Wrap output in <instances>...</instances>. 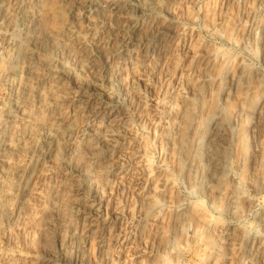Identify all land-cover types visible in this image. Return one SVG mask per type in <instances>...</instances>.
<instances>
[{"label":"rangeland","instance_id":"rangeland-1","mask_svg":"<svg viewBox=\"0 0 264 264\" xmlns=\"http://www.w3.org/2000/svg\"><path fill=\"white\" fill-rule=\"evenodd\" d=\"M63 3L69 4L65 0ZM262 3L264 0H248V5L237 0H168L165 10L168 21L150 23L145 29L146 34L150 30L157 34L154 59L149 58L146 71L145 67L127 64L124 89L129 101L115 121H109L117 133L114 137L109 135L106 141L112 147L97 158L91 183L75 191L80 232L87 237L83 264H141L150 254L156 264H176L177 260L179 264H264V241L255 237L244 239L246 223H264L261 207L264 204V95L261 93L264 90L253 92L247 100L238 89L220 93L221 103L230 102L235 109L233 115L241 119V134L254 141L257 157L251 173L247 157L237 179L219 161L216 169L205 165L200 152L211 129H215L211 139L215 151L226 127L220 113L204 103L212 89L203 78L213 66L232 60L234 53L227 46L231 29L245 20L264 21ZM90 4L91 0H77L74 7L80 22L77 27L85 29V35L88 21L79 14L86 12ZM110 5L112 0H102V6ZM10 19L9 16L4 19L3 25H9ZM65 20L71 18L62 19L60 6L53 0L43 35L52 41L55 36H62L61 41L67 44L65 48L75 47L79 51V42L71 44L72 34L68 35L66 26L61 27ZM126 24L120 14L114 15L107 27L115 28V35L123 38ZM209 30L213 33L220 30L221 34L210 35ZM240 36L254 42L264 53V23L256 31H242ZM139 55L143 57V50ZM241 60L242 57L236 59L229 76L237 85L244 74L239 67ZM249 74L254 81L258 79L251 75V70ZM46 83L47 79L38 81L35 95L39 103ZM61 83L74 91L80 87L78 79L74 84ZM88 83L92 100L86 102L91 109H82L77 99L65 104L67 117L61 109L56 110L57 122L63 127L79 125L72 129L77 135L87 127L90 111L106 113L108 105L101 102L112 99L107 80L98 72H90ZM185 97L198 113L197 123L191 126L177 115V111L185 110ZM49 102H54V98L49 97ZM19 115L28 119L26 110ZM48 126L51 127V121ZM14 131L15 125L3 135L0 201L14 209L11 222L17 225L16 236L23 244L25 225L33 206L38 209L45 197L55 191L53 185L71 177L64 169L60 140H56V151L49 156L47 150L32 149L31 131L23 132V126L13 148ZM81 139L84 153L91 156L88 147L91 136L84 132ZM102 169L103 177L99 175ZM72 182L76 184L75 179ZM154 195L159 197L160 204L155 203ZM93 233L95 241L91 238ZM9 237L4 238L5 243ZM100 240L106 243L101 246L97 242ZM30 251L36 264H44L43 258L48 254L43 249Z\"/></svg>","mask_w":264,"mask_h":264},{"label":"clouds","instance_id":"clouds-1","mask_svg":"<svg viewBox=\"0 0 264 264\" xmlns=\"http://www.w3.org/2000/svg\"><path fill=\"white\" fill-rule=\"evenodd\" d=\"M56 2L60 6L61 18H71L70 21L65 20L61 27L68 28L74 44L79 41V51L75 47L65 48L60 39L52 41L44 37L48 8L53 0H0V11L7 8L13 17L7 26L0 22V151L5 150L4 133L15 125L12 142V147L15 148L16 137L21 135L23 126V132L29 129L31 131L33 150H47L51 156L56 151V140L61 141L64 169L71 177L53 185L55 191L45 197L38 209L33 206L25 225L26 238L23 244L16 236L17 225L11 222L14 209L0 201V264H29L30 261L36 264L31 256L32 248L43 249L48 254L43 258L44 264H83L82 256L86 252L87 237L80 232V209L77 207L79 200L75 191L91 183L93 165L97 158L106 154L112 147V144L106 141L109 135L114 137L117 133L113 131V125L109 121L114 122L115 117L129 101L124 89L127 64L131 63L134 68L145 67L146 71L149 58L154 59L157 34L154 30L146 34L145 29L150 23L168 21L165 15L168 0H112L111 11L107 8L101 11L102 0H91L86 12L79 14L90 21L86 25L85 35V29L78 30L76 9L71 4L65 6L63 0ZM237 2L248 5V0ZM261 7L264 8V3ZM120 14H123L127 21L123 38L115 35V28L110 30L107 27L112 23L113 16ZM260 23L264 21L257 19L249 23L245 20L231 29L227 36V46L234 53L232 60L219 67L213 66L203 78V82L212 89L210 97H207L204 103L211 105L214 112L220 113L226 126L222 141L215 151L211 143L215 129L210 130L209 137L200 149L203 162L216 169L219 161L227 173L235 175L237 179L240 178L246 157L251 173L257 153L253 150L254 141L241 134V119L233 115L235 109L231 103H221L220 93L238 89L247 100L253 92L260 93L264 90V53H261L254 42L240 36L245 30L256 31ZM209 33L221 34L220 30L216 33L209 30ZM141 50L144 52L142 58L139 55ZM241 57L239 67L243 68L244 74L237 85L229 76L232 68L236 66V59ZM250 70L251 75L258 78L255 81L250 77ZM90 72H98L107 80L112 99H104L101 102L108 105L106 113L90 111L86 121L87 127L77 135L72 129L79 125L63 127L57 122L59 117L56 110L61 109L62 115L67 117L65 104L74 103L77 98L82 109H91V105L86 102V95L90 91ZM45 79L47 83L44 86L42 103H39L35 95L38 92L37 85L38 81ZM77 79L80 81V87L75 91L61 83L68 81L69 84H74ZM48 83L51 87H48ZM49 97H53L54 102H49ZM183 104V112L174 108L178 117H183L189 126L197 123L198 113L195 106L187 97L183 99ZM22 110H26L27 120L20 117ZM239 115L242 117L243 113ZM50 121L51 127L48 126ZM84 132L91 136L88 142L91 156L85 154L81 146ZM104 173L105 170L102 169L99 175L103 177ZM73 179L76 184H73ZM249 179L253 177L250 175ZM108 183L112 182L109 180ZM153 199L156 204L161 203L159 197L154 195ZM14 204L15 201H12V205ZM261 207L264 208V204ZM262 228L264 223H246L244 239L255 237L264 241ZM5 237H9L8 243H5ZM91 238L95 241L94 233ZM97 242L101 246L106 243L103 240ZM141 264H156L155 257L150 254L141 260ZM176 264H179V260Z\"/></svg>","mask_w":264,"mask_h":264},{"label":"bare ground","instance_id":"bare-ground-1","mask_svg":"<svg viewBox=\"0 0 264 264\" xmlns=\"http://www.w3.org/2000/svg\"><path fill=\"white\" fill-rule=\"evenodd\" d=\"M66 2H68L69 4H71V6L74 8L75 6H77L76 5V3H77V0H65ZM65 6H66V4H65ZM111 6V7H110ZM110 6H108V7H104V6H102V8H101V11H103V9L104 8H107V9H109L110 11L112 10V5H110ZM66 10V9H65ZM8 10H7V8H5V9H3L2 11H0V22H6V21H3L4 19H6V18H8V16H9V19L10 18H12L13 19V17L7 12ZM8 13V14H7ZM68 19V18H67ZM83 20H86V21H88V24L90 23V21L89 20H87V19H83ZM8 21V20H7ZM10 21H11V19H10ZM78 22V21H77ZM8 23H9V21H8ZM11 23V22H10ZM78 23H80V22H78ZM5 24V23H4ZM82 24V23H81ZM87 24V25H88ZM78 26H80V24H77ZM83 26V25H82ZM81 28V27H80ZM79 30V29H78ZM86 32V31H85ZM54 34V33H53ZM52 34V35H53ZM56 34V33H55ZM54 34V35H55ZM60 35H62V34H60ZM65 35V34H64ZM68 35H70V32H69V34ZM68 35L66 36V38L68 37ZM51 37H53V36H51ZM62 37V36H61ZM61 37H54V39H53V41H55V40H57V39H60V40H62V38ZM71 37L72 36H70V39H71ZM72 39H73V37H72ZM64 40V39H63ZM68 40V39H67ZM63 42V41H62ZM66 42V41H65ZM64 42V43H65ZM71 42V44H72V42L73 41H70ZM77 42V41H76ZM79 42V41H78ZM77 42V43H78ZM67 43H68V41H67ZM66 44V43H65ZM65 44H63V45H65ZM79 44V43H78ZM67 45V44H66ZM73 45H74V43H73ZM65 47V46H64ZM68 47H70V43H69V46ZM73 48V47H72ZM93 84H94V82H93ZM98 85V84H97ZM78 100H79V98H77ZM92 100V96L90 95V94H87L86 95V101H91ZM4 139V138H3ZM1 152V151H0ZM2 154V153H1ZM25 189V188H24Z\"/></svg>","mask_w":264,"mask_h":264}]
</instances>
